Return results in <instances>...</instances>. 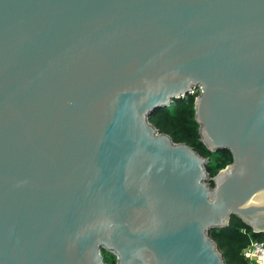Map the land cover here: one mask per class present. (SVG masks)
I'll return each mask as SVG.
<instances>
[{"label":"water","instance_id":"obj_1","mask_svg":"<svg viewBox=\"0 0 264 264\" xmlns=\"http://www.w3.org/2000/svg\"><path fill=\"white\" fill-rule=\"evenodd\" d=\"M199 90L209 157L159 132ZM264 232V0H0V264H224Z\"/></svg>","mask_w":264,"mask_h":264},{"label":"trees","instance_id":"obj_2","mask_svg":"<svg viewBox=\"0 0 264 264\" xmlns=\"http://www.w3.org/2000/svg\"><path fill=\"white\" fill-rule=\"evenodd\" d=\"M187 96L174 100L172 104H175V109L169 108V106L171 105L159 108L154 111L152 115H150L149 119H157V121L154 122V125H158L163 120H170V124H173L174 122L176 123V121L170 114H172L174 111L182 110L183 112L179 115V121L184 122V124L188 126V130L191 136V138L187 140V143L192 148L196 149L200 154L209 157L207 170L209 168L212 169L214 167V164L229 163L232 160L230 151H210L200 141V136L198 133L199 124L195 121L194 117V105H191V101L188 99L189 96ZM191 106L193 107V109H191ZM209 152L213 156V158H211L209 154H206ZM213 169H215V167ZM217 171L218 169L215 171V173ZM209 234L217 243V247L222 254L224 264H249L250 260L243 255V249L250 243L251 240L264 239V232L252 231L250 226H248L234 214L230 216L228 225L213 228L210 230ZM105 257L104 259H106L107 262L112 260V257L108 254H106Z\"/></svg>","mask_w":264,"mask_h":264},{"label":"rangeland","instance_id":"obj_3","mask_svg":"<svg viewBox=\"0 0 264 264\" xmlns=\"http://www.w3.org/2000/svg\"><path fill=\"white\" fill-rule=\"evenodd\" d=\"M199 93V90H195L193 93H189V97L188 99L191 101V105L193 104L194 105V99H195V96ZM185 103V102H184ZM190 103V102H189ZM171 106H169V108L171 109H175V104H170ZM194 107V106H193ZM193 107L191 106V109H193ZM183 111L182 110H177V111H174L172 114V117L173 119L176 121V123L174 122L173 124H170V120H163L162 122H160L158 125H155V127L158 129L159 132H165L167 134H169L172 139L176 142H185L187 143V140L189 138H191L190 136V133H189V128L188 126H186L184 124V122H180L179 121V115L182 113ZM153 124L154 122L157 121L156 118H150L149 119ZM178 122V123H177ZM166 130V131H165ZM188 144V143H187ZM206 154H209L211 158H213V156L209 153H206ZM215 167V169H208V172L211 176L214 175L215 171L218 169H221L223 167L226 166V164H214L213 165ZM102 254L103 256L105 257L106 254L110 255L112 257V260L111 261H108L105 259L106 261V264H116V257L114 256L113 253L111 252H107L105 251L104 249L102 250ZM106 258V257H105ZM252 263L251 264H256L257 262L256 261H251Z\"/></svg>","mask_w":264,"mask_h":264},{"label":"built area","instance_id":"obj_4","mask_svg":"<svg viewBox=\"0 0 264 264\" xmlns=\"http://www.w3.org/2000/svg\"><path fill=\"white\" fill-rule=\"evenodd\" d=\"M243 255L251 261H256V264H264V239L251 240L250 243L243 249Z\"/></svg>","mask_w":264,"mask_h":264}]
</instances>
